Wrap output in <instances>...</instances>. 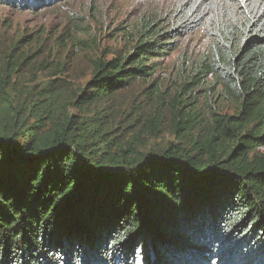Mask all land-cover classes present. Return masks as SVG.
<instances>
[{"label":"trees","instance_id":"obj_1","mask_svg":"<svg viewBox=\"0 0 264 264\" xmlns=\"http://www.w3.org/2000/svg\"><path fill=\"white\" fill-rule=\"evenodd\" d=\"M201 29L207 47L182 62L191 72L171 113L178 143L156 151L140 149L134 135L118 141L108 114L77 120L64 106L63 120L47 129L54 103L28 109L10 90L20 39L4 50L0 264H264V0H171L166 12L141 20L126 52L94 62L78 97L92 105L136 83L160 91L164 59ZM210 83L236 102L233 114L206 121L186 111L191 90ZM161 129L153 124L148 135Z\"/></svg>","mask_w":264,"mask_h":264},{"label":"rangeland","instance_id":"obj_2","mask_svg":"<svg viewBox=\"0 0 264 264\" xmlns=\"http://www.w3.org/2000/svg\"><path fill=\"white\" fill-rule=\"evenodd\" d=\"M170 5L171 0H68L40 10L0 6V72L5 67L4 50L20 39V70L10 90L13 87L14 96L28 109L34 106L36 110L43 99L54 103L55 112L44 122L47 129L52 120L56 124L63 120L66 106L77 120L85 112L102 117L108 114L105 123L115 117L117 140L134 135L140 149L156 151L169 140L178 143L170 130L171 113L180 86L191 72L182 62L206 49V29L184 37L180 48L164 59L156 74L160 91L152 93L144 83H136L92 105L82 104L78 97L93 75L94 62L126 52L141 20L166 12ZM190 98L186 111L197 109V117L206 121L213 112L233 114L236 109V102L225 96L218 84L195 86ZM144 112L152 114L146 121L143 117L137 121ZM28 121L33 123L34 118L30 116ZM157 123L162 125L161 132L148 135ZM142 132L146 137L142 138ZM260 151L264 152V147Z\"/></svg>","mask_w":264,"mask_h":264}]
</instances>
